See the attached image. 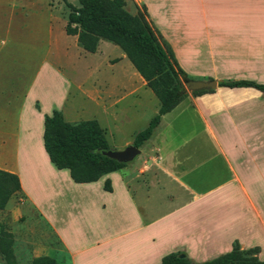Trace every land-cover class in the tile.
<instances>
[{
  "label": "crops",
  "instance_id": "0c3cea01",
  "mask_svg": "<svg viewBox=\"0 0 264 264\" xmlns=\"http://www.w3.org/2000/svg\"><path fill=\"white\" fill-rule=\"evenodd\" d=\"M63 5L0 0V169L21 181L6 206L12 217H35L54 239L36 256L50 248L63 264H161L165 255L181 252L203 262L230 251L238 239L242 248L259 246L264 259V92L256 88L189 93L162 116L136 160L96 181L75 182L69 169L54 165L44 144L45 118L54 110L69 122L97 120L106 134L114 122L124 149L160 108L122 49V63L108 66L103 38L90 52L67 33ZM244 8L264 13V3ZM152 22L184 70L219 68L195 64L200 52L190 39L192 20L162 31ZM212 36L208 55L217 63L230 53L264 55V19L250 21L235 40ZM71 47L78 58L93 57L77 80ZM149 108L152 115L142 120Z\"/></svg>",
  "mask_w": 264,
  "mask_h": 264
},
{
  "label": "trees",
  "instance_id": "16d2710c",
  "mask_svg": "<svg viewBox=\"0 0 264 264\" xmlns=\"http://www.w3.org/2000/svg\"><path fill=\"white\" fill-rule=\"evenodd\" d=\"M70 12L66 31L77 35L79 43L90 52H96L101 38L118 45L131 60L148 86L160 101L159 111L148 126L138 132L133 144L142 147L155 133L162 116L172 111L188 93L181 92V84L191 79L182 68L173 48L149 20L147 7L136 14L126 9L125 0H79L80 5L65 0ZM209 79H212L211 77ZM221 87H253L264 92V83L249 78L221 79ZM215 90H199L194 95L212 93ZM44 144L51 161L59 169L67 168L75 182H92L102 176L122 169L121 163L101 153L110 149L105 130L97 120L69 122L63 113L54 110L45 118ZM105 189L112 190L111 181ZM21 190L17 174L0 169V210ZM13 237L2 230L0 255L6 264H18L13 249ZM259 246L242 248L236 239L230 251L212 259L195 262L172 252L162 258L161 264H264ZM32 264H59L52 256H36Z\"/></svg>",
  "mask_w": 264,
  "mask_h": 264
},
{
  "label": "rangeland",
  "instance_id": "374dc122",
  "mask_svg": "<svg viewBox=\"0 0 264 264\" xmlns=\"http://www.w3.org/2000/svg\"><path fill=\"white\" fill-rule=\"evenodd\" d=\"M70 1L73 4L79 5V0ZM125 1L126 9L132 14H136L139 10L144 9V7L146 6L149 20L151 22L153 20L155 24L159 26L160 29L164 28L165 26L168 27L169 25L177 21L178 23H180L185 19H190L192 20V24H196L195 26L192 25L194 27L191 29L193 33L190 34V39H192L191 41L194 42V45H197V49H199V61H188L186 62V66H190V64H193V62H195L196 65L219 68H217L216 70L212 69L187 71L191 78H218L216 77V75L239 77L245 76L248 78L256 79L260 82H264V55H245L230 53L226 56L228 60L226 63H217L218 61L215 56H211L209 58L208 55L210 41L209 34L213 35L211 38L222 37L219 40H223L225 36H228L230 41L237 39L243 34H246L248 32V26L250 24V21L258 24L260 19H264V13H260L258 10L249 11L247 10V8H244V6H258L260 3H264V0ZM60 2H65V0H60ZM63 8L64 11L62 14H68L70 9L68 6H66V2L65 5H63ZM202 10H205L206 16L203 14ZM225 11H228V14L224 15ZM195 20H197V23H194ZM195 27L197 28L194 29ZM100 52L105 55L106 63L108 66L110 64L122 63V50L118 45H115L113 42L107 39H103V42L101 43L100 47ZM70 54L71 58L69 60V66L71 67V71H77L76 76H73L74 79L77 80V78H81V75L86 71V69H88V62H90L93 57L92 55H89L85 58H78L77 49L75 47H71ZM183 58L184 57H182V59ZM210 62H212V64H210ZM107 74L109 75L108 69ZM207 74H210L211 76H206ZM152 113V108H149L145 116H143L142 120H144L147 116L152 115ZM82 117L83 119H85L89 118L90 116L85 115ZM141 124L142 122L139 123L138 127H142ZM106 132L110 147L121 150L118 147L122 145L125 136H123L121 133H116L114 122H112V124L108 126V130H106ZM20 202L21 201L19 199L16 200L15 204L13 205V208L19 207ZM21 206L24 209H28L26 203L22 204ZM11 213L12 210L8 209L7 207L0 210V233L3 230L12 235L14 241L13 249L18 264H32V260L37 254L39 255L44 253L42 252V247L44 245L54 244V239L50 234L48 237L47 230H45L43 224H37L35 222V217L30 216L28 214H23L15 220L12 217ZM40 241L42 243H40ZM58 251L61 252L60 249H58ZM45 253L49 256L55 255L50 248L48 250H45ZM58 261L60 264H63V261L59 256ZM0 264H6L4 258L1 255Z\"/></svg>",
  "mask_w": 264,
  "mask_h": 264
},
{
  "label": "water",
  "instance_id": "95a60500",
  "mask_svg": "<svg viewBox=\"0 0 264 264\" xmlns=\"http://www.w3.org/2000/svg\"><path fill=\"white\" fill-rule=\"evenodd\" d=\"M221 79L219 78H212V79H198V78H191L187 81H184L181 84V92L182 93H189L199 90H216L220 85ZM101 153L111 159H114L121 163H130L134 161L141 153V147H138L134 144H129L126 148L118 150L114 148H110L108 150H100ZM186 254L182 253L181 257H185Z\"/></svg>",
  "mask_w": 264,
  "mask_h": 264
}]
</instances>
